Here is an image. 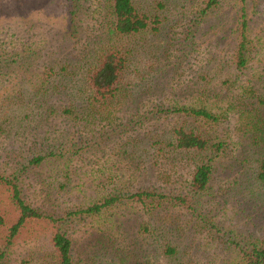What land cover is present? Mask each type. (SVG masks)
<instances>
[{
	"label": "rangeland",
	"instance_id": "374dc122",
	"mask_svg": "<svg viewBox=\"0 0 264 264\" xmlns=\"http://www.w3.org/2000/svg\"><path fill=\"white\" fill-rule=\"evenodd\" d=\"M132 3L150 25L117 37L110 0H0V176L51 220L7 243L16 210L0 183V264H44L55 230L73 264H244L243 250L264 246V0ZM108 41L123 69L114 97L91 103L86 77ZM174 129L207 147L174 148ZM199 164L208 183L193 193Z\"/></svg>",
	"mask_w": 264,
	"mask_h": 264
},
{
	"label": "trees",
	"instance_id": "16d2710c",
	"mask_svg": "<svg viewBox=\"0 0 264 264\" xmlns=\"http://www.w3.org/2000/svg\"><path fill=\"white\" fill-rule=\"evenodd\" d=\"M217 1L218 0H204L203 11L213 7ZM239 1L241 3L244 2V0ZM110 14L112 18V32L110 35H115L117 37H128L129 35L138 34L148 29L150 25L149 19L146 15L137 10L132 0H110ZM245 32V23L241 22L238 32V42L233 57V65L237 70L242 69L246 60ZM106 47H108L106 52L101 55V58L97 59L96 66L86 77L87 87L92 95L91 103L105 102L114 97L115 86L119 79L120 72H122L123 69L124 58L122 52L111 41L106 43ZM62 113L69 115L70 110H64ZM190 115L204 119L213 118L204 111H190ZM0 124H4V122H0ZM0 127L2 126L0 125ZM171 137L173 140L172 146L181 151L196 152L202 151L207 147L203 139L181 129H174ZM40 160L41 158L33 156L27 158L25 162L32 165L38 163ZM262 169L263 171L259 174L260 179H264V167H262ZM209 170L210 167L206 164L197 165L192 171L189 180V190L193 193L203 191L208 183ZM0 183L10 186L11 201L16 210L15 218L6 228L5 238L7 243L18 234L27 221L42 219L51 221L49 218L42 216L35 208L25 203L22 197V188L16 177L6 179L0 176ZM106 205L107 202L82 210L80 213H94ZM3 226H5V220L3 216L0 215V228ZM49 243L51 248L49 257L38 261V263L73 264L71 242L64 234L55 230L51 235ZM172 253V250L166 251V254L172 255ZM241 258L244 264H264V246H253L243 250Z\"/></svg>",
	"mask_w": 264,
	"mask_h": 264
}]
</instances>
